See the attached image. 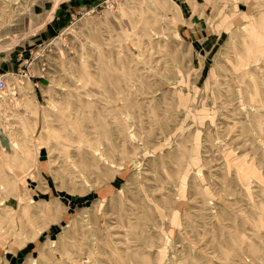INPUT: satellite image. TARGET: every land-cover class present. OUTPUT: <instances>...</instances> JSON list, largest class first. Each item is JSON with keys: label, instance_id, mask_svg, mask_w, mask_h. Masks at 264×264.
<instances>
[{"label": "rangeland", "instance_id": "374dc122", "mask_svg": "<svg viewBox=\"0 0 264 264\" xmlns=\"http://www.w3.org/2000/svg\"><path fill=\"white\" fill-rule=\"evenodd\" d=\"M0 264H264V0H0Z\"/></svg>", "mask_w": 264, "mask_h": 264}, {"label": "built area", "instance_id": "2783aa9c", "mask_svg": "<svg viewBox=\"0 0 264 264\" xmlns=\"http://www.w3.org/2000/svg\"><path fill=\"white\" fill-rule=\"evenodd\" d=\"M5 83L2 79H0V90L4 89Z\"/></svg>", "mask_w": 264, "mask_h": 264}]
</instances>
